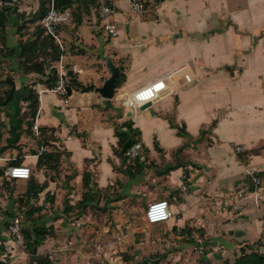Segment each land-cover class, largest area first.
Listing matches in <instances>:
<instances>
[{
	"label": "crops",
	"instance_id": "1",
	"mask_svg": "<svg viewBox=\"0 0 264 264\" xmlns=\"http://www.w3.org/2000/svg\"><path fill=\"white\" fill-rule=\"evenodd\" d=\"M34 1L19 12L34 13ZM144 1L145 12L138 16L126 0L115 3L109 20L119 28L116 38L105 34L94 10L82 15L79 25L71 18L59 28L70 52L63 62L78 69L72 80L100 87L110 76L105 67L109 58L119 68V85L112 100L80 88H73L64 100L44 92L46 85L32 86L37 93V125L47 129L46 134L56 132L53 150L62 156L55 169L44 167L33 174L36 186L43 189L30 207L23 202L28 181L5 184L0 176V237L11 215L26 208L35 210L26 223L28 230L39 226L51 228L53 234L41 241L34 256L26 253L11 264H36V259L52 252V264H113L109 258L120 260L119 253L138 247L135 238L143 231L129 228L123 211L98 228H81L93 221L88 208L74 221L76 211L64 213L86 191L95 194L93 205L125 208L166 200L173 214L162 223L170 227L169 238L196 231L210 237L212 247L221 244L222 255L235 258L240 248L260 239L264 243V0H163L148 7L152 0ZM10 34H15L13 27ZM12 35L8 46L15 49ZM16 59L12 66L21 72ZM183 67L194 77L192 84H185L182 73L174 74L162 96L128 117L127 97ZM21 77L25 88L27 77ZM20 104L12 103V112L5 113L7 131L0 138V157H22L21 165L32 175L37 163L32 154L40 141L32 130L30 135L20 132ZM127 124L138 132L143 146L137 160L126 159L118 148L115 131L128 133ZM8 163L0 161V172ZM250 173L258 175L260 187L239 196ZM71 223L80 227L70 229ZM76 237L83 238L82 243L92 239L96 251L83 244H64L65 239L76 244Z\"/></svg>",
	"mask_w": 264,
	"mask_h": 264
},
{
	"label": "trees",
	"instance_id": "2",
	"mask_svg": "<svg viewBox=\"0 0 264 264\" xmlns=\"http://www.w3.org/2000/svg\"><path fill=\"white\" fill-rule=\"evenodd\" d=\"M46 3H48V0H39L37 10L28 15L24 12H19L17 8L6 6L2 2L0 3V58L7 60L9 57H12V59L16 57L17 69L24 74V77L35 75L38 77V83L51 88L53 87L56 79V69L52 66V64L57 62L59 52L54 42L45 35L42 26L38 25V22L46 13ZM54 6L61 10L71 9L73 21L79 25L81 23L82 14H87L91 10H94L96 3L95 0H54ZM12 19H14V21ZM11 20V25L15 30L14 35L18 34L20 36V42L15 49L8 46V40L11 36L9 31V24ZM29 26H32V30L30 33H27V38L23 40L22 37L25 34L22 33V30ZM0 62L2 61L0 60ZM12 72L14 71L12 70ZM119 76L120 73L118 74L117 79H119ZM69 78L70 82L68 95L71 93L73 88L79 89L80 87L75 80L71 79V74L69 75ZM3 85H5L7 89L0 90V109H5L11 102H15V95H18L13 78L8 77ZM118 85L119 84L116 83V88ZM25 95V98L21 97L20 99L21 104L24 105L23 107L25 108L23 113L19 115V130L23 133L24 131H30L38 107L37 93L32 87H29L28 89L26 88ZM23 126H25V129ZM126 126L128 133H119L118 131H115V135L119 140L118 148H121L122 155L132 144L139 140L138 132L133 131L131 129V125L127 124ZM40 130L42 134L40 145L46 147L48 151L37 157L35 167L36 169H42L44 167L55 169V167L59 164L62 153L53 150L54 148L52 142L56 141L52 136L53 131L50 130V133L46 134L47 129L40 128ZM177 133L181 134L180 130H178ZM1 136L2 131L0 130V138ZM21 159L22 157L17 156L7 164V167L21 165ZM0 176L3 177V172H0ZM256 176L258 175L256 174ZM85 177L86 176L84 175L82 185L83 188L87 190L88 183L87 180H85ZM8 182L10 181H6L5 184H8ZM35 188H37V190H34ZM42 189L43 186H36L35 180L30 177L28 179V189L24 195L25 201L21 199L25 206L30 207L31 201L34 200ZM95 199V194H91L89 191H86L82 194L81 200L75 204V206H68L64 208V213L67 214L69 212L76 211L73 218L77 219L84 214L86 208L93 205L92 203ZM34 211L35 210H33V208H26L25 210H20L18 212H21L24 215L25 221H29L34 214ZM52 234L53 231L51 228L39 226H32L30 230L26 228L24 230V238L27 253L30 256H34L41 241ZM247 250H249V252H247ZM35 263L52 264V262L47 258L36 259ZM225 264H227V262ZM232 264H264V243L259 240L252 245L240 248L239 255L235 257Z\"/></svg>",
	"mask_w": 264,
	"mask_h": 264
},
{
	"label": "built area",
	"instance_id": "3",
	"mask_svg": "<svg viewBox=\"0 0 264 264\" xmlns=\"http://www.w3.org/2000/svg\"><path fill=\"white\" fill-rule=\"evenodd\" d=\"M118 0H95L96 7L94 9L97 18L102 23V29L109 38H116L119 35V28L109 19L114 11L115 3ZM131 12L135 15L143 14L145 12L144 0H126ZM72 10L71 9H58L54 6V0H48L46 4V13L43 18L38 22V25L42 26L44 33L48 36L57 47L59 52V58L55 62L56 79L53 87L45 89L44 92H50L57 96L62 97L64 100L68 98L70 74H77L78 69L76 67L68 68L63 62L68 45L60 36L59 28L66 25L71 21ZM184 67L176 70L175 72H169L165 77L157 79L133 92L126 98L124 104L126 108L133 112L138 109L139 106H143L147 103H152L164 94L167 90L166 81L171 80L174 74L182 73L185 84H192L194 77L184 71ZM39 96V95H38ZM40 98V97H39ZM37 116L33 121L31 127L32 134L35 139L41 141L42 134L39 126L37 125ZM53 137H56V132H53ZM143 146L140 140H137L132 144L123 154L128 160H137L142 157ZM48 149L40 145L35 156H39L46 153ZM236 153L241 151L239 146L235 147ZM0 161L10 162L12 159L4 160L0 157ZM31 176V170L24 165L8 166L4 172L3 177L7 181L15 180H28ZM260 179L256 176V173H250L242 181L239 188V196L250 193L252 190H256L260 187ZM24 218V219H23ZM173 218V214L170 210V206L166 200H158L148 204L145 209L144 220L148 225H157L165 223ZM25 224V217L21 213L15 212L9 219V224L2 237H0V260L4 262H14L18 256L26 255V246L24 238V230L27 228ZM70 229L79 228V224H70ZM71 233V232H70ZM264 233V231H263ZM264 235V234H263ZM264 240V239H263ZM198 243H201L200 241ZM66 246H72L74 242L72 240H64ZM198 248V253L202 254V248ZM47 258L51 261L55 260V252L49 253ZM119 259L115 256L112 258L113 264H119Z\"/></svg>",
	"mask_w": 264,
	"mask_h": 264
},
{
	"label": "rangeland",
	"instance_id": "4",
	"mask_svg": "<svg viewBox=\"0 0 264 264\" xmlns=\"http://www.w3.org/2000/svg\"><path fill=\"white\" fill-rule=\"evenodd\" d=\"M27 1H29V3H27ZM31 1L33 0H21V1H18L16 5H13L11 7L17 8V10L19 11V10H22L25 7V5L27 7L29 6L32 7L33 5ZM162 1L163 0H152L151 2H147L146 7L150 5L155 6L161 3ZM34 2H35L34 3L35 6L37 5L36 7L38 8V0H35ZM82 15L86 17L88 14L83 13ZM12 20L14 21V19ZM12 20L10 21V24H9L10 33L12 30V25H11ZM31 30H32V26H29L26 29L22 30V33L25 34L22 37L23 40L27 38V33H30ZM12 36H14V40L17 42V45H18L20 42L19 41L20 36L18 34L12 35ZM66 53H70L68 49L66 50ZM0 60L2 61L0 62V90L7 89V87L3 84H5L6 79L8 77L13 78L15 82L17 94H18V95H15V102H17V100H20L21 97L24 96L22 89L25 92L26 88L28 89L29 87H32L33 85H35V83L38 80V77H36L35 75L27 76L28 86L25 88H22L21 87V82H22L21 76H23L24 74L22 72H17L15 70L16 68L12 66V57H9L7 60L0 58ZM54 64H52L53 67H54ZM12 70L14 72H12ZM11 106H12V102L8 105L7 108L0 109V130L2 131V134L6 133L7 131L5 130L6 126L4 125V122H7L5 113L12 112ZM23 106L24 105L20 104V108L22 109L21 114L23 113L24 108H25ZM24 132L26 133V135H30V131H24ZM31 153L32 151L29 150L28 154H31ZM39 172H40L39 169H36V168L33 169L31 179L33 178V174L36 175ZM8 184L12 185V181L8 182ZM147 206L148 204L141 206L139 204L133 203V204L126 205L125 208H123L124 206H110V205L107 206L106 204L99 202L97 205H92L88 207V209H90V211L92 212L93 221L91 222L86 221L84 223L85 225H82L81 228H83L84 226L86 228L95 227V226L96 228H98V227H103L105 225H108L110 222H113L114 216L116 214H119L121 211H123V214L126 213L127 215V220H128L127 225L129 226V228L140 229L143 232L139 233L140 235L139 238H135V240L137 239L135 243L139 244L138 247H136L137 249L135 248V246H133L130 248L128 252L119 253L118 254L120 257L119 262L125 261L127 264H137V263L138 264H225L227 262V264H232L233 260L235 259L233 258V256H231L232 254L229 256L222 255L224 253L220 252V250H222L221 244L217 243L216 247H212L210 245V242L213 240L208 236H203L201 234H198L195 231V233L188 234L187 236H184L183 238H174V237L169 238L168 234L170 232L169 231L170 227H168L167 225H164L162 223L153 225V226L147 225L144 220L145 209L147 208ZM22 216L24 215L22 214ZM73 216H75V214H73L71 217ZM93 216H96L95 219ZM74 220L76 219L73 218V221ZM26 223L27 221H25V224ZM263 234L264 233L262 232V237H261L262 240L264 239ZM76 239L78 241H76V244L74 243L73 245L79 246L83 244L85 247H87V249L90 252H93L94 250L96 251V249H94V245H93L94 242H92V239H89L90 241L83 242V243L81 242L83 238L79 239L78 237H76ZM154 239H157V240L154 241ZM218 239H220L219 236H218ZM199 241L201 243H198ZM196 247L202 248V254L198 253V248L196 249ZM247 252H249V250ZM211 253H213L214 255H210ZM112 258H109L110 259L109 261H112ZM101 260L103 262L105 261L104 256L102 257ZM89 262L95 263V261H93V257L89 258Z\"/></svg>",
	"mask_w": 264,
	"mask_h": 264
},
{
	"label": "water",
	"instance_id": "5",
	"mask_svg": "<svg viewBox=\"0 0 264 264\" xmlns=\"http://www.w3.org/2000/svg\"><path fill=\"white\" fill-rule=\"evenodd\" d=\"M6 6H13L18 3L17 0H0ZM105 67L108 70L110 76L106 79L100 87L94 88L92 85L80 86L82 92H92L99 94L104 100H112L116 92V80L119 74V68L114 66L109 58L105 60ZM149 107V103L140 107V111H144ZM128 117L131 115V111L128 112ZM0 264H10V262H4L0 260Z\"/></svg>",
	"mask_w": 264,
	"mask_h": 264
}]
</instances>
